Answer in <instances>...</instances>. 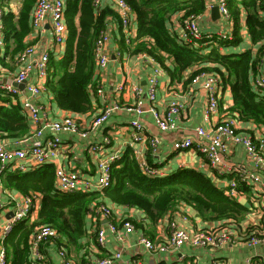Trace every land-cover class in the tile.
I'll use <instances>...</instances> for the list:
<instances>
[{
  "label": "crops",
  "instance_id": "0c3cea01",
  "mask_svg": "<svg viewBox=\"0 0 264 264\" xmlns=\"http://www.w3.org/2000/svg\"><path fill=\"white\" fill-rule=\"evenodd\" d=\"M205 1V11L199 15L198 19L200 32L203 35L211 34L215 36L222 31L232 30V27L228 26L227 21L220 14L219 18L213 19L211 8L215 6V0ZM10 6L17 13L20 3L13 2ZM105 6L111 7V0H101L100 7ZM113 12L114 16L108 19L106 27L104 28V30H108L110 35L107 45V52L109 54L108 61L105 68L99 71L96 69V88L100 86L103 94L96 93V88L91 90L90 110L85 113H73L62 110L57 106L53 96L48 91H43L34 99L39 104L41 112L49 120H58L67 114H73L78 118L81 130H86V135L70 132L56 133L61 140V144L66 149L48 161L47 164L53 167L54 172L57 168H63L69 171L78 170L84 178L88 179L92 184H95L99 174L97 168L98 159L113 153H117L119 158L126 148H131L133 129L131 128L130 122L138 119L143 124L147 137L156 136L158 138V146L156 152L153 153L148 142L140 144L134 143L132 145L141 148L148 162L156 165L160 169L161 175L169 174L178 168H192L210 177L214 184L225 192L227 183L230 179L235 178L239 180L238 185L244 183L248 187L247 190H241L242 194L235 197L246 210L241 215L234 217L206 219L191 205L179 202L173 211H170L163 218L153 223L142 210L132 206L118 205L101 194L99 201L114 211V217L111 220L120 229H123L120 223L122 219L130 220L134 224V229L123 234L122 239H119L115 233L110 232L106 227L110 220L105 219L95 211L93 213L89 212L85 216L86 234L77 244L78 247L71 245L64 236L58 234L55 239L41 244L40 251L43 258L37 261V264H62L58 255V249L62 245L73 258L75 264H85L90 259L106 257L117 251L121 253V256L113 264H132L133 260H139L142 264H244L247 259H250L253 264H264V242L252 245L249 243V239H247L251 233L264 232V193L256 197V199H252V185L247 182H241L239 178L240 174L237 171L233 170L229 172L228 170L223 174H217L195 147L183 150H175L173 148V143L177 139L188 136L197 139L198 136L194 133L195 127L201 126L208 128L210 125L209 122L203 119L205 96L200 82L196 84L190 82L184 83L191 72L199 68L200 65H194L184 70L179 79L171 80L169 73L158 61L152 63L141 58L138 55L139 52L132 53L127 50L126 47L129 46L131 49L136 42L135 13L133 12L130 26L132 39L127 42L125 41L126 34L121 27L118 16L114 10ZM181 19L182 12H179L171 15L167 21L169 31L175 36L182 30L180 24ZM243 19L244 14L242 13L240 31L242 40L240 43L236 46L223 47L221 50L226 52H241L245 49H251L253 54L256 52L259 44L254 45L251 43ZM47 23H45L43 29H39L33 33L30 31L25 36L24 42L26 44L31 42L39 50H47L50 57L53 56L57 59L64 52L68 29L64 43L56 44L52 37L50 22L48 21ZM204 43L208 44L206 46L208 47L211 42L205 41ZM164 64L169 69L174 68V62L171 57L165 56ZM155 66H159L162 69L158 81L156 100L154 102L157 110L163 113L166 105L172 99H179L184 103V109L177 119V128L169 132L159 131L154 124L153 114L149 111V101L146 96L147 78ZM259 70L260 67L257 72ZM16 71L17 65L15 58L10 59L8 55L5 56L4 46L0 50V83L12 81ZM35 81L36 78L32 76L26 83L34 84ZM23 86L21 85L19 88L22 89ZM134 86L141 87L142 93L139 96L134 92ZM259 91L264 94V90ZM218 96L219 113L214 117L215 120L223 116L232 117L236 121V128L240 134L249 135L253 138L259 136L264 137V126L262 124H257L253 121H242L238 119L235 113L229 111L233 100L228 83L220 81ZM5 98L9 99V101L3 100ZM14 100V97L4 96L0 93V105L14 104ZM139 100L142 103L140 112L135 110L136 102ZM111 103H116L121 108L112 112L100 125L90 127L91 121L100 114L102 108ZM27 121L30 128L31 123L28 119ZM30 133L29 131L28 135L20 139H2V142L9 149H21L28 145L29 141L26 139L30 137ZM42 135V138L46 139L47 137H51L53 133L51 130L45 128ZM107 138L108 142H105ZM198 138L199 140H206L205 137ZM93 145H100L102 148L101 152L94 153L91 150ZM224 161L226 166L231 169L239 167L243 171L253 170L251 163L248 161L247 154L240 144L229 145ZM22 163V161L14 159L0 173V225L12 213L11 207L7 206L9 195L11 193L15 195L21 194L19 191L9 189L5 186V175L14 172H32L42 167L41 165L37 167L32 165L28 166L25 162L23 164L25 165L24 168L15 167ZM259 175L264 181V171L260 172ZM91 190L97 189L91 188L89 191ZM31 195L34 200L27 217L29 222L37 219L41 202L40 194L32 193ZM171 219H174L179 226L189 230L217 228L230 221L231 226L237 234V239L218 247H194L190 244H183L178 249L167 252H149L138 242L142 234L153 241L164 240L168 235L167 223ZM19 222H16L13 227ZM100 226L106 227L105 243L103 246L98 245L96 242V231ZM12 230L10 233H12ZM9 234L0 238V251L4 250L5 252L3 241ZM6 259V264H8L9 260L7 257Z\"/></svg>",
  "mask_w": 264,
  "mask_h": 264
},
{
  "label": "trees",
  "instance_id": "16d2710c",
  "mask_svg": "<svg viewBox=\"0 0 264 264\" xmlns=\"http://www.w3.org/2000/svg\"><path fill=\"white\" fill-rule=\"evenodd\" d=\"M135 13V44L128 51H145L155 58L169 73L171 80L194 66L185 84L199 72L217 75L228 83L233 104L229 111L242 121H253L264 126V94L255 89L251 75L258 73L264 52V0H227L231 15V37H214L208 47L200 40L196 45L184 42L172 34L167 21L171 15L182 12V17L199 16L206 8L205 0H125ZM19 2L17 13L11 3ZM35 0H0L3 14L5 56L14 59L27 44L30 32L29 15ZM68 35L60 58H49L46 89L57 106L73 113H85L91 108V90L96 88L94 45L107 21L114 16L111 7L94 6L93 0H64ZM252 44H259L253 54L251 49L226 52L221 49L236 46L242 40L241 16ZM173 59L174 68L164 64V57ZM264 90V89H261ZM9 101V99H3ZM30 131L27 118L18 103L0 105V140L20 139ZM148 161V160H147ZM150 167H157L151 164ZM35 171L14 172L5 175V186L23 195H41L37 219H23L13 227L3 241L8 264H29V237L40 225L54 228L71 245L78 247L86 234L85 216L101 194L118 205L142 210L155 223L173 211L179 202L191 205L206 219H222L241 215L246 208L235 198L218 188L210 177L192 168H178L166 175L144 174L133 156L132 149L111 164L110 184L101 190L63 193L55 186V172L50 164ZM3 172V171H2ZM242 182V181H241ZM244 183L237 190H247Z\"/></svg>",
  "mask_w": 264,
  "mask_h": 264
},
{
  "label": "built area",
  "instance_id": "2783aa9c",
  "mask_svg": "<svg viewBox=\"0 0 264 264\" xmlns=\"http://www.w3.org/2000/svg\"><path fill=\"white\" fill-rule=\"evenodd\" d=\"M101 0H93L94 6L100 8ZM111 8L115 11L120 21L121 27L126 34L125 41L129 42L132 39L130 26L132 23L133 11L125 0H111ZM215 5L218 7L220 16L227 21L228 26L232 27L231 15L227 7V0H215ZM65 3L64 0H35L29 15L30 31L32 33L39 29H43L45 23L50 22L51 33L56 44H63L67 35V24L65 21ZM3 14L4 9L0 6V50L5 46L3 38ZM264 15V13H263ZM199 16L182 17L180 24L182 30L176 35L178 39L184 42H191L196 45L198 41L206 39L212 41L214 37L228 39L231 37L232 30H226L217 35H203L198 26ZM48 24V23H47ZM109 32L107 29L102 30L96 38L94 45V59L97 71L106 67L108 61L107 45L109 42ZM138 55L152 63L156 62L155 58L150 56L145 51H140ZM49 58L47 50H39L37 46L31 42L18 52L15 56L17 71L14 73L12 81L0 83V93L4 96L14 97V103H18L22 113L30 121V137L27 146L21 149H9L0 140V173L5 166L14 159L22 161L21 165H16L17 168H24L26 164L32 166H40L51 159L55 158L61 151L66 149L61 144L60 138L56 135L58 132H70L74 134L86 135V130L82 131L78 118L73 114H67L58 120H49L40 110L39 104L34 99L46 89V78L49 73ZM162 69L159 66L153 68L152 73L147 78L146 96L149 101V111L153 114L154 124L161 132H169L177 128V119L184 109V103L179 99H172L168 102L165 110L159 112L154 106L156 100V92L158 88L159 77ZM34 76L35 83L27 84L26 81ZM251 83L255 89H264V52L261 57L260 70L257 74L251 75ZM220 78L209 72H199L192 79V84L200 82L201 89L204 93L203 119L210 123L208 128L201 126L195 127L194 133L198 137H205L206 140H199L188 136L182 139H177L173 143L175 150H183L195 147L206 159L209 166L217 173L223 174L228 171H237L240 174L242 182H247L252 185V199H256L264 193V181L260 177V172L264 171V137L253 138L249 135L240 134L236 128V121L229 116L214 119L219 113V96ZM23 84V88L18 85ZM134 92L139 96L142 93L141 87L134 86ZM96 93L103 94L102 88H96ZM20 97V99H18ZM141 101L136 102L135 110L141 111ZM121 108L116 103L105 105L100 114L97 115L90 124L94 127L103 123L112 112ZM132 133V144L148 142L151 152L155 153L158 146V138L145 135L144 126L138 120L134 119L130 122ZM47 128L52 131L53 135L42 138L43 130ZM108 142V138L105 139ZM131 144V149L140 170L146 175H161L160 169L150 167L143 151L139 147H134ZM231 144H240L246 154L248 161L251 163L253 170L243 171L239 167L233 169L226 166L224 157L227 149ZM100 145H93L91 150L94 153L101 152ZM118 159V154H109L106 157L98 159V178L95 184H92L88 179L84 178L78 170H64L57 168L55 170V186L64 193L84 192L91 188L101 190L110 184L111 164ZM239 180L233 178L227 183V195L235 198L242 192L237 190ZM33 196L23 194H10L7 206H10L12 213L10 217L5 219L0 225V238L9 234L13 225L28 217L33 206ZM98 213L100 216L110 220L107 224V229L115 233L119 239H122L123 234L134 229V224L127 219H122L120 222L123 229L111 220L114 217V211L104 203L92 204L90 213ZM231 222L217 228L189 230L179 226L174 219L167 223L168 235L164 240L153 241L144 234L140 235L138 242L142 244L149 252H167L176 250L183 244H190L194 247H218L220 245L232 242L237 239L235 229L231 226ZM105 226H100L96 231V242L103 246L105 243ZM58 232L48 226L40 225L29 237V264H37V261L43 258L40 251L41 244L48 240L55 239ZM252 245L264 242V232L251 233L248 238ZM58 255L62 264H75L73 258L68 254L66 248L62 245L58 249ZM119 251L114 252L106 257H95L90 259L85 264H113L120 258ZM7 259L4 250L0 251V264H6ZM132 264H142L139 260H133ZM163 264V263H160ZM244 264H253L250 259H247Z\"/></svg>",
  "mask_w": 264,
  "mask_h": 264
},
{
  "label": "water",
  "instance_id": "95a60500",
  "mask_svg": "<svg viewBox=\"0 0 264 264\" xmlns=\"http://www.w3.org/2000/svg\"><path fill=\"white\" fill-rule=\"evenodd\" d=\"M211 11H212V16H213V19H217L219 18V10H218V7L215 5L211 8ZM23 85V84H21ZM21 85H18V86H21Z\"/></svg>",
  "mask_w": 264,
  "mask_h": 264
},
{
  "label": "rangeland",
  "instance_id": "374dc122",
  "mask_svg": "<svg viewBox=\"0 0 264 264\" xmlns=\"http://www.w3.org/2000/svg\"><path fill=\"white\" fill-rule=\"evenodd\" d=\"M12 67V66H11ZM9 68V67H8Z\"/></svg>",
  "mask_w": 264,
  "mask_h": 264
}]
</instances>
